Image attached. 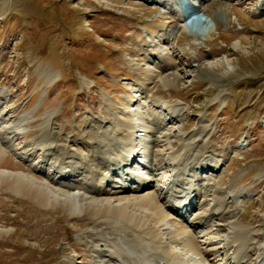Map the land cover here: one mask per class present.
Returning <instances> with one entry per match:
<instances>
[{"label": "rangeland", "instance_id": "obj_1", "mask_svg": "<svg viewBox=\"0 0 264 264\" xmlns=\"http://www.w3.org/2000/svg\"><path fill=\"white\" fill-rule=\"evenodd\" d=\"M155 1L0 0V108L18 128L14 144L29 150L47 116L77 140L91 117L126 110L144 78L136 66L158 48L178 74L148 83L179 104L166 121L172 142L206 130L198 171L207 178L205 163L222 159L213 181L228 198L223 222L264 242V0H199L205 13L192 11L198 0ZM30 162L8 152L1 168L30 171ZM91 218L0 182V264H88ZM211 227L220 245L223 232ZM253 248L248 264L261 256Z\"/></svg>", "mask_w": 264, "mask_h": 264}, {"label": "bare ground", "instance_id": "obj_2", "mask_svg": "<svg viewBox=\"0 0 264 264\" xmlns=\"http://www.w3.org/2000/svg\"><path fill=\"white\" fill-rule=\"evenodd\" d=\"M202 3H192V11L205 13ZM157 49H146L141 65H135L144 76L138 98L111 118L91 117L78 141L74 134L56 131L47 116L30 149L17 146L18 128L0 108V182L44 205L61 206L73 218L91 216L85 242L93 260L88 264H248L253 246L261 251L254 264H264V242L245 226L223 222L228 198L213 181L222 159L218 165L211 158L205 163L207 178L198 171L204 145L196 140L204 143L206 130L197 131L193 142H172L166 121L176 118L179 104L164 103L148 83L168 82L178 74ZM157 133L164 138L157 139ZM8 152L30 160V171L2 169ZM214 221L223 232L220 245L210 236Z\"/></svg>", "mask_w": 264, "mask_h": 264}]
</instances>
